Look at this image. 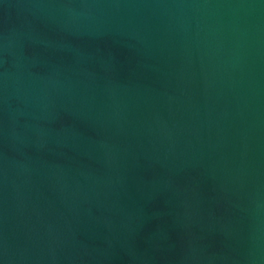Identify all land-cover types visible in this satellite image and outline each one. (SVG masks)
Returning a JSON list of instances; mask_svg holds the SVG:
<instances>
[{"label":"water","instance_id":"95a60500","mask_svg":"<svg viewBox=\"0 0 264 264\" xmlns=\"http://www.w3.org/2000/svg\"><path fill=\"white\" fill-rule=\"evenodd\" d=\"M0 264H264V0H0Z\"/></svg>","mask_w":264,"mask_h":264}]
</instances>
